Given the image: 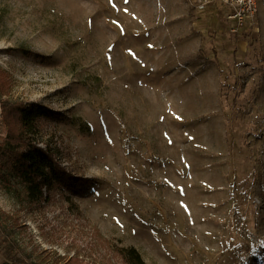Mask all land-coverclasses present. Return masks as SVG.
Segmentation results:
<instances>
[{
	"label": "rangeland",
	"instance_id": "374dc122",
	"mask_svg": "<svg viewBox=\"0 0 264 264\" xmlns=\"http://www.w3.org/2000/svg\"><path fill=\"white\" fill-rule=\"evenodd\" d=\"M191 2L0 0V100L62 113L39 140L93 179L31 207L0 186V264H264V0L241 35Z\"/></svg>",
	"mask_w": 264,
	"mask_h": 264
},
{
	"label": "trees",
	"instance_id": "16d2710c",
	"mask_svg": "<svg viewBox=\"0 0 264 264\" xmlns=\"http://www.w3.org/2000/svg\"><path fill=\"white\" fill-rule=\"evenodd\" d=\"M9 89L8 75L0 68V96L7 95ZM0 119L6 128L0 140V186L21 205L42 203L55 191L67 197L66 191L83 195L92 189V178L73 175L60 162L57 151L39 140L44 123L63 120L62 113L35 101L4 98L0 100ZM77 120L86 130L84 121ZM111 250L124 264H146L133 246L112 245ZM8 260L9 264H30L16 254L9 255ZM62 264L89 263L73 255Z\"/></svg>",
	"mask_w": 264,
	"mask_h": 264
},
{
	"label": "built area",
	"instance_id": "2783aa9c",
	"mask_svg": "<svg viewBox=\"0 0 264 264\" xmlns=\"http://www.w3.org/2000/svg\"><path fill=\"white\" fill-rule=\"evenodd\" d=\"M213 3L227 8V20L232 22L229 26L232 33H240L244 29L257 30L258 0H194L193 6L197 10H205Z\"/></svg>",
	"mask_w": 264,
	"mask_h": 264
},
{
	"label": "crops",
	"instance_id": "0c3cea01",
	"mask_svg": "<svg viewBox=\"0 0 264 264\" xmlns=\"http://www.w3.org/2000/svg\"><path fill=\"white\" fill-rule=\"evenodd\" d=\"M193 1L194 0H192V7H193V9L195 10V11H198V12H207V11H213L214 9V11H215V13L220 17V18H222V20L224 21V23H225V25H226V27H227V30H228V32L229 33H231V34H233V35H241V34H245L248 30H250V29H244V31L243 32H240V33H232L231 31H230V29H229V26L232 24V22H230V21H228L227 20V8L224 6V5H221V4H219V3H213L212 5H210L209 7H207L205 10H196V8L193 6ZM259 2L261 3L262 2V0H258V9H259ZM259 12V11H258ZM257 12V19H256V25H257V30H258V23H259V13ZM256 30V31H257ZM250 31H253V30H250ZM255 31V30H254ZM255 31V32H256Z\"/></svg>",
	"mask_w": 264,
	"mask_h": 264
}]
</instances>
